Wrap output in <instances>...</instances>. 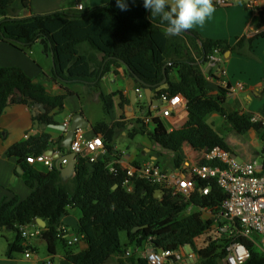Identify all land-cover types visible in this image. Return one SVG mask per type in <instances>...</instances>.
<instances>
[{
    "label": "trees",
    "instance_id": "16d2710c",
    "mask_svg": "<svg viewBox=\"0 0 264 264\" xmlns=\"http://www.w3.org/2000/svg\"><path fill=\"white\" fill-rule=\"evenodd\" d=\"M127 5L128 10L122 11L116 6V0H110L86 12L59 11L20 17L18 11H31V0H0V42L21 51L40 44L45 54L53 55L54 61L52 74H42L39 82L31 80L19 68H0V119L12 105L35 108L36 104H42L47 112H39L36 120L46 126L54 125V117L64 109L65 100L76 95L71 86L84 85L97 90L101 80L113 69L122 67L123 62L129 68V76L137 77L153 91L164 80L166 68L169 88L157 92L154 99L181 94L187 102L188 116L181 126L169 131L164 120L155 119L154 130L148 132L138 119L131 122L134 128L128 132L130 139L147 135L153 144L170 152L172 169L184 164L185 149L197 154L200 165L206 164L203 159L206 150L219 147L230 151L225 137L208 123L209 117L215 114L225 119L239 136L255 131L263 144L264 155V123L252 122L253 116L230 110L226 90L220 89L219 94L211 95L201 68L209 63L208 57L216 50L223 56L229 51L244 56L246 49H252L255 39L264 38V32L253 39L239 38L234 46L226 41L204 39L192 29L180 36H166L167 24L159 17H152L143 7V0L135 3L127 0ZM260 13L259 28L264 27V8ZM174 71L179 75L177 83L169 81ZM46 81L60 85L62 93L51 94ZM116 97L121 110L130 104L120 91L101 94L105 114L113 110ZM141 110L148 111L144 106ZM123 129L126 123L121 121L113 125L101 121L93 126L95 133L103 137L107 152L115 155L117 161L113 146L116 134ZM48 139L46 135L29 138L8 151V156L17 157L22 170L28 174L27 186H37L27 200L20 202L14 198L0 205V232L7 230L16 234L8 245L7 256L24 252L22 229L42 219L46 228H38L42 230L41 238L47 244L49 255L55 256L58 244L62 243L67 264H109L111 261L148 264L134 251L147 241L154 249L189 248L199 256L198 264H223L226 248L234 240L223 231V225L216 219L204 220L198 211L183 216L189 207L208 209L214 216L219 215L227 195L215 180L198 181L196 191L188 200L172 194L157 198V188L144 180L136 181L133 193L126 192L122 187L126 173L120 164L104 160L89 168L81 158L76 164L75 176L63 181L56 168L40 171L27 162L28 157L45 153ZM110 165L117 170L115 173L108 169ZM207 187L209 194L203 196L200 190ZM71 208L80 213L75 233L87 244L80 252L70 249L61 233L62 218ZM122 232L127 236L125 245L120 238ZM237 240L250 252L246 264H264V254L253 242L240 236ZM129 250L132 254L126 256Z\"/></svg>",
    "mask_w": 264,
    "mask_h": 264
},
{
    "label": "crops",
    "instance_id": "0c3cea01",
    "mask_svg": "<svg viewBox=\"0 0 264 264\" xmlns=\"http://www.w3.org/2000/svg\"><path fill=\"white\" fill-rule=\"evenodd\" d=\"M215 1L216 0H213V2ZM109 2L110 0H31V11L29 13H21L22 16H19L27 17L30 15H42L59 11L80 13L77 11L78 4H82L84 8L82 12H86L92 8L106 5ZM228 2L230 4L227 7L215 5L213 14L209 16L202 25H196L192 30H195L204 39L226 41L232 46L236 44L239 38L247 37L248 39H253L258 34L264 32V27L259 28V25H262L260 11L264 8V0H228ZM249 2H254V7L252 9L247 8V3ZM33 47L28 49L27 52L33 53ZM24 52L25 51L18 50L9 44L0 42V68H19L35 82L41 80L42 74L51 75L53 65L52 67H46V65L41 63L42 61L40 59L35 58V56L31 59L29 55ZM42 53H44L42 58L44 61L46 57L52 59L51 55H47L45 52ZM24 55H27L29 58ZM224 59L231 85L236 86L240 83L244 86L243 90H237L232 97L228 98L227 104L229 109L239 112L241 115L247 114L257 117L264 123V38L260 37L255 39L252 49H246L244 56L229 51L224 55ZM201 68L208 82L207 89L209 93L211 95L219 94L220 88L209 63L203 65ZM179 80L177 71L170 74V82L177 83ZM99 84L100 87L97 90H90L84 85L71 86L70 89L75 92L76 95L70 96L65 100L64 109L56 113L54 117V125L46 126L39 122L36 124V116L39 113V110L36 108H31L22 104L12 105L6 108L0 119V205L14 198H18L20 202L27 200L36 190L37 186L35 185L34 188L27 186L26 181L28 180V174L22 170L17 157L8 156L9 149L29 138H40L46 135L49 139L44 154L51 151L54 157L58 155H67L68 152L62 147V142L66 137L62 125L65 121L71 120L73 116L78 113H82L88 122L87 129L82 131L88 138L100 136L93 130V126L98 122L105 121L109 125H113L120 121L126 123V129L118 131L116 134L113 146L118 161L115 155L109 153L104 157L101 156L98 161H112L113 164L118 163L124 169L147 162H154L162 166L159 163L160 157L153 154V150L158 149L156 148L158 145L153 144L149 136L139 135L135 139H130L128 137V132L134 128V124L131 122L141 119L143 115H145L138 106L129 109V104L125 105L124 109L121 110L119 107L120 101L116 97L115 106L111 113H109V115L104 113V117L102 116L100 119L93 120L91 111L84 101L83 96H87L90 103L98 104L103 109V104L100 99L101 94L106 96L118 91L122 92V96L130 101L131 93L138 89L136 80L129 76L127 69L122 66L113 69V71L107 74ZM45 86L53 95L62 93L60 85L56 83L46 81ZM79 86H82V90L78 88ZM168 88L169 83L167 81L166 86H160L152 92V100L156 102L157 100L154 99L155 94ZM181 107L179 112L184 115L183 120L177 122L174 118L169 120L165 119L169 126L175 124L174 128H177L186 121L188 116L187 105L183 103ZM122 115H124V119L121 118ZM213 116H215V118L217 117L216 114ZM147 129L148 132H151L150 128ZM247 135L251 138V144L253 145L252 150H257L259 148L263 149V144L255 131H251ZM138 137H141V141L136 144V148L133 152L130 148L124 149L126 141H135ZM227 144L230 147V143L227 142ZM239 144L242 162L258 161L259 158L261 160L260 163L264 161L263 154L260 155L257 151L254 152L256 155L259 154V158L255 159L254 154L248 153L249 148L243 147V145L246 144ZM236 147H238V145ZM61 149H64V152H62ZM189 151L191 150L185 149V162L187 160L198 162L199 159L197 154L192 151L188 154ZM230 153L236 158L231 147ZM54 157H52L53 160ZM32 166L40 171H49L40 164ZM87 166L89 168L93 167L88 163ZM20 169L23 172H20ZM207 212L206 215H208V217L204 212L202 213V218L204 220H215L214 214L211 211ZM78 221L79 217L77 215V210L74 208H71L68 215L62 218V228L66 230V235L63 238L66 241L77 236L75 230L78 228ZM40 229L37 225L29 227L27 231L30 234H36V236L32 238H23L21 245L25 248L24 252L13 253L11 257L7 256L6 248L9 243L14 241L16 234L7 230L1 231L0 233L3 234H0V264H44L46 262L55 264L54 260L58 255L50 256L48 253L47 257L40 256L44 248L48 252L47 244L41 238L42 230ZM4 233L12 234L6 237ZM33 245H35V247ZM78 245H81L84 250L87 248V244L84 240L78 243ZM27 251L31 252L30 258L25 257ZM189 251L191 250L189 249ZM60 258V264H67L64 255Z\"/></svg>",
    "mask_w": 264,
    "mask_h": 264
},
{
    "label": "built area",
    "instance_id": "2783aa9c",
    "mask_svg": "<svg viewBox=\"0 0 264 264\" xmlns=\"http://www.w3.org/2000/svg\"><path fill=\"white\" fill-rule=\"evenodd\" d=\"M216 6H229L228 0H216L213 2ZM247 7L252 9L254 2L247 3ZM83 5H77V11H83ZM209 65L213 69L214 77L217 79L220 89L227 91L228 98L232 97L237 90H243V84L238 83L232 86L227 74L224 56L217 50L208 57ZM138 108L146 107L150 112H144L141 118L143 123L150 131L155 128L154 120L176 119L177 122L183 120L179 110L183 103L187 105L186 100L181 94L172 98L163 95L160 99L161 106L147 105V97L143 89H137ZM257 117L252 118V122H260ZM176 122V123H177ZM71 126V120H67L62 125L64 133L67 134ZM175 124L169 131L175 129ZM83 130H78L73 139L70 152L76 154L79 160L85 159L90 165L99 162L101 156L108 154L102 136L93 138L86 137ZM206 164L200 165L192 160H187L179 169H167L154 162H147L138 166L123 168L126 177L122 182L123 189L128 193L135 190L136 181H147L151 186L157 188V194L162 197L165 194L173 196H183L187 200L193 194L198 185V181L215 180L218 187L222 189L227 198L222 205V209L215 219L223 226V231L228 232L234 240L226 248V255L223 264H246L250 259V252L247 247L239 242L237 238L243 237L249 239L264 254V161L238 162L234 156L219 147L206 150L203 154ZM30 165L40 164L49 171L55 168L54 160L47 154L30 156L27 158ZM67 165V161H63ZM112 173L117 170L113 165L108 168ZM210 189L203 188L200 190L203 196L209 194ZM194 209L193 207H191ZM198 212H207L208 209H195ZM237 223L238 226L234 224ZM23 237H33L36 234H30L27 229H22ZM63 237L66 230L61 228ZM84 238L75 236L67 241L69 246L80 243ZM185 248L176 251L154 249L150 241L141 245L136 252L141 259L148 264H198L199 256L193 252H185ZM129 250L126 256H130ZM26 258L31 257V252L25 253ZM44 264H52L46 262Z\"/></svg>",
    "mask_w": 264,
    "mask_h": 264
},
{
    "label": "rangeland",
    "instance_id": "374dc122",
    "mask_svg": "<svg viewBox=\"0 0 264 264\" xmlns=\"http://www.w3.org/2000/svg\"><path fill=\"white\" fill-rule=\"evenodd\" d=\"M21 13H24V12L23 11H21V12L18 11L17 12V15L22 16ZM27 50H25V52L29 55V57L31 59L35 56V58L40 59L42 61L41 63H43V65H46V67H52L53 63H52V59L51 58L46 57L45 61L42 59L43 58V54H44L42 52H44V51H43V48H42V46L40 44L34 45L33 50H32L33 53H29V52H27ZM24 56H26L27 58H29L27 55H24ZM50 69H52V68H50ZM51 74H52V71H51ZM78 88L82 90V86H79ZM83 97H84L85 104L88 105V108L91 111V115H92V119L93 120L100 119V117H102V116L104 117V113L105 112H104V109H102L100 105L90 103V100L88 99L87 96H83ZM208 123L209 124H212L213 123L212 125L214 126V130L217 131L221 136H224L225 139H226V142H229L230 143L231 150L236 155V160L238 162H242V158H241L240 152H239V150H240V144L239 143L246 144V145H243V147L249 148L248 149V153L249 154H254V152H256V151L260 155L262 154V149H260V148L257 149V150L254 149L255 151L252 150L253 149V145L251 144V138H250L249 135H245V136H239V135H237L234 132V130L232 129L231 125L228 122H226L225 119H223L219 115H217L216 118H215V116L209 117ZM165 125L169 129L171 128V126H169V124H168L167 121H165ZM139 141H141V137H138L135 141H126L124 149L130 148L131 151L133 152L135 150V148H136V144ZM237 145H238V147H236ZM156 148H158V149H154L153 150V154L160 157L159 163L162 165V167L167 168V169H172L171 166H170V163H171V159L173 158V155L170 152L165 151V150L161 149L158 146H156ZM190 152L191 151H189L188 154H190ZM259 154H257V155L254 154V158L255 159L259 158ZM260 161L261 160L259 158L258 159V162H260ZM195 212H197V210L192 209L191 207H189L187 209V211L183 213V216H186L188 214L195 213ZM207 213L208 212H205V215ZM77 215H78V217L80 216V213L78 212V210H77ZM206 216L208 217V215H206ZM0 234H3V233H0ZM11 234L10 233H4V235H6V237H9V235H11ZM0 238H1V235H0ZM120 238H121L122 244L125 245L127 243L126 233L122 232L120 234ZM33 246L35 247V245H33ZM70 249H72L74 252H80V251H83L84 250V249H82L81 245H78V244H75V245L71 246ZM6 250H8V247L6 248ZM65 250H66V248L64 247V245L62 243H59L58 246H57V254H56L58 256H56L55 257V260H54L55 261V264H60V259H61L60 257L65 254ZM134 251L136 252L135 249H134ZM185 251L186 252H189V248H185ZM47 255H48V252L44 248L42 250V252L40 253V256L41 257H47ZM137 255H138V253H137ZM109 264H115V261H111Z\"/></svg>",
    "mask_w": 264,
    "mask_h": 264
},
{
    "label": "clouds",
    "instance_id": "9594fccd",
    "mask_svg": "<svg viewBox=\"0 0 264 264\" xmlns=\"http://www.w3.org/2000/svg\"><path fill=\"white\" fill-rule=\"evenodd\" d=\"M214 5L213 0H143V7L150 11L151 16L159 17L162 23L167 24L166 36H180L194 26L202 25L215 11ZM116 6L122 11L128 10L127 0H116Z\"/></svg>",
    "mask_w": 264,
    "mask_h": 264
},
{
    "label": "water",
    "instance_id": "95a60500",
    "mask_svg": "<svg viewBox=\"0 0 264 264\" xmlns=\"http://www.w3.org/2000/svg\"><path fill=\"white\" fill-rule=\"evenodd\" d=\"M215 6V5H214ZM52 60H53V55L51 54ZM122 65L129 71L128 66L122 62ZM53 67H54V61H53ZM135 80L143 87L142 89L145 92V95L147 97V101L148 102H152L154 105L155 104H162L161 102H155L154 100H152V88L150 86H148L147 84H145L144 82H142L141 80H139L137 77H134ZM167 81H168V77L166 75V68H164V80L162 81L160 86H166L167 85ZM137 104V92L136 90H134L131 93V98H130V107L129 109H133ZM35 108L37 110H39L40 113L45 114L47 111L44 108V106L42 104H36ZM36 124H38V121H35ZM88 127V122L85 119V116L82 113H78L75 116H73V118L71 119V126L69 131L66 134L65 140L62 142V147L69 152L67 155H58L54 157L53 152H47V155L50 157H54L55 160V168L60 172L61 174V178L63 181H67L70 180L71 178L74 177L75 173H76V164L77 161H79V157L76 156V154L71 153L70 149H71V145L73 142V139L75 137V134L78 130H86ZM235 157V156H234ZM67 161V165H63V161ZM22 170L20 169V172ZM23 172V171H22ZM116 188V187H115ZM157 198H160V194H156ZM33 225H37L40 228L45 229L46 228V223L44 220L42 219H36L33 222Z\"/></svg>",
    "mask_w": 264,
    "mask_h": 264
}]
</instances>
